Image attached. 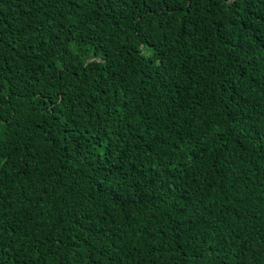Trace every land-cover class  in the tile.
<instances>
[{"label": "trees", "instance_id": "obj_1", "mask_svg": "<svg viewBox=\"0 0 264 264\" xmlns=\"http://www.w3.org/2000/svg\"><path fill=\"white\" fill-rule=\"evenodd\" d=\"M0 264H264V0H0Z\"/></svg>", "mask_w": 264, "mask_h": 264}]
</instances>
